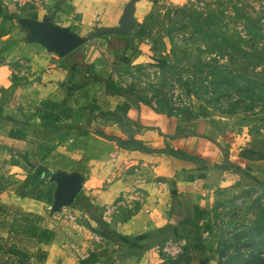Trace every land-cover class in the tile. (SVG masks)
Returning <instances> with one entry per match:
<instances>
[{
  "label": "rangeland",
  "instance_id": "rangeland-1",
  "mask_svg": "<svg viewBox=\"0 0 264 264\" xmlns=\"http://www.w3.org/2000/svg\"><path fill=\"white\" fill-rule=\"evenodd\" d=\"M30 1L3 0L5 12L15 17H2L0 29L7 31L13 22L21 36H26L19 18L32 15L42 2ZM95 21L78 33L87 36L98 27L118 26V22ZM117 37L88 40L75 54L83 57L90 49L102 51L133 103L156 110L164 123H177V131L187 135L178 144L166 135L157 141L149 136L145 141L139 138L143 131L109 110L98 119L87 114L84 135H90L92 128L95 136L114 147L169 158L179 172L177 179L207 162L201 153L212 148L218 156L211 164L227 171L229 180L211 193L202 207L204 214L196 220L203 249L188 238H177L141 255L109 240L77 200L51 215L53 194L48 195L38 202L46 219L42 224L53 231L50 244L55 254L48 264H78L92 250L100 253L105 249L109 254L102 255L98 264H264V0H141L129 33L122 40ZM5 57L1 55L0 61ZM102 152L109 156L110 150L105 147ZM124 157L119 155L120 160ZM115 160H107L104 167L111 173L116 170V179L137 173L136 158L128 160V167ZM153 164L147 162L148 173ZM84 176L79 195L92 190L90 176ZM155 181L159 179L148 176L136 190L120 191L114 202L120 205L115 219L125 220L143 210L147 205L138 194L143 198L147 190L157 194ZM124 196L130 200L127 205L122 204ZM171 197L169 209L150 203L149 207L158 210L156 217L147 220V230L133 229L131 236L161 227L155 224H161L166 213L167 219L173 218L167 224L182 220L171 213V207L187 205L178 190ZM107 207L106 203L100 206L103 217ZM13 222L6 219L2 227H17ZM16 243L30 254L41 250L33 242ZM6 248L4 245L0 264Z\"/></svg>",
  "mask_w": 264,
  "mask_h": 264
},
{
  "label": "crops",
  "instance_id": "crops-1",
  "mask_svg": "<svg viewBox=\"0 0 264 264\" xmlns=\"http://www.w3.org/2000/svg\"><path fill=\"white\" fill-rule=\"evenodd\" d=\"M2 1L0 0V13H4L6 8ZM30 2L32 3V0ZM126 2L127 0H42L38 8H34L32 15L27 17L37 20L51 18L56 24L81 32L87 30L88 25L95 23L97 19L118 22ZM2 17L5 16L0 15V20H3ZM21 34V29L13 22L7 31L0 29V56H6L0 61V177L7 183L5 189L0 192V204L11 207L7 213L0 215V247L10 236L17 242L29 241L37 244L38 249L47 253L48 258L43 264H48L55 254L50 241H37L22 232L16 235L18 232H13L14 227L3 228L1 223L6 219L14 221V207L43 215L39 205L41 199L21 196L18 193L19 185L37 168H43L46 172L56 169L79 171L90 176L88 182L92 190L86 191L87 196L98 206L104 203L108 205L104 211V219L113 230L124 235H131L133 229L147 230V220L152 221L158 212L152 205H166L169 209L173 190L179 191L180 199L187 207L198 205L202 208L211 199L212 192L226 186L229 180L227 171L211 164L215 161L214 157L218 156L212 148L211 151L201 153L207 162L177 179L179 172L173 167V162L170 164L169 158L158 154L145 155L140 151L139 154H132L133 152L125 148L114 147L95 136L92 128L89 129L92 133L85 136L84 117L92 113L98 119L101 112L109 110L121 115L131 125L140 129V132L143 131L144 135L139 134V138L145 141L149 136L157 141V138L162 139L164 135L172 137V143L185 139V136H172L179 133L177 123H164L165 119L156 110L133 103L127 92L110 94L106 87L98 82L86 86V97L76 91L67 99L63 85L70 74L69 56L60 57L38 43L27 42ZM82 54L86 62L94 65L96 73L110 77L113 82L122 86L116 81L113 64L108 63L102 51L90 49ZM107 73L110 75L107 76ZM65 99L68 118L62 116L59 122L48 123L37 115L39 111L46 109L49 102H62ZM91 103L96 106L93 112L90 109ZM190 137L192 136L186 138ZM105 147L110 150L109 156L102 152ZM87 152H90L91 156ZM119 155L127 157L120 160ZM132 157L137 159L138 168H135L136 174H127L128 179H116V170L111 173L104 167L106 161H111L112 158L116 159L117 165L126 164L128 167V160ZM148 161L154 162L150 173L146 169ZM148 176L159 179L155 181L158 182L156 187L153 186L158 190L157 194L147 190L146 193L142 192L143 198L139 193L143 203L147 205L145 210L131 214L132 216L125 220H116V212H120L117 208L120 205L114 202L120 197L119 192L136 190L138 185H144ZM146 188H149V185ZM123 198L120 203L129 204L130 200L125 196ZM150 203L153 204L149 207ZM167 215L169 214L166 213L162 217L161 224L155 225L164 226L172 222L173 218L167 219ZM1 252L0 249V259Z\"/></svg>",
  "mask_w": 264,
  "mask_h": 264
},
{
  "label": "trees",
  "instance_id": "trees-1",
  "mask_svg": "<svg viewBox=\"0 0 264 264\" xmlns=\"http://www.w3.org/2000/svg\"><path fill=\"white\" fill-rule=\"evenodd\" d=\"M0 15L6 18H13L12 15L6 12L0 13ZM20 19V18H19ZM51 19V18H50ZM118 40H122L124 37L118 36ZM78 50V49H77ZM70 53L68 56L72 59L69 62L70 74L63 87L67 92V99L69 96L79 91L81 95L86 97L85 88L87 85L93 82H98L106 87L107 92L110 94H124L126 89L113 82L110 77L106 78L94 70L92 63L86 62L83 57H78L75 53ZM67 99L62 102H49L44 111H39L38 116L45 122L55 123L61 120L64 116L68 118L67 114ZM91 112L96 109V106L91 103ZM92 114V113H91ZM187 134L175 133L174 137H183ZM50 171L46 172L43 168H37L31 172L25 180L19 185L18 193L21 196L34 198L37 200L42 199L44 196L53 194L54 188L50 189V182L48 180ZM7 183L2 177H0V192L5 189ZM77 203L82 206L91 220H93L103 231L104 235L115 244L119 246H128L136 255H141L148 249L163 241L177 238H188L197 244L199 249H203V245L200 240V235L195 229L196 220L203 214L204 210L198 205L184 207L183 209L173 205L171 213L176 216H180L183 219L176 225L167 224L148 232L139 233L137 235H124L113 230L104 219L103 214L99 213L100 206L96 205L86 194L78 195L76 198ZM11 207L0 204V215L7 213ZM14 222L17 227L13 229V232H22V234L35 238L37 241L49 242L52 239L53 231L44 226L42 222L45 220L43 215L33 212L24 211L21 208L14 207L13 209ZM4 245L7 246L6 258L3 259L1 264H34V262L44 261L47 253L43 250H38L37 253L31 255L27 251L18 247L16 241H13L10 236L4 241L3 246L0 249L3 251ZM104 254H109V250L105 249L100 253L93 251L89 255L80 260V264H97L100 258ZM32 258L34 259L32 261Z\"/></svg>",
  "mask_w": 264,
  "mask_h": 264
},
{
  "label": "water",
  "instance_id": "water-1",
  "mask_svg": "<svg viewBox=\"0 0 264 264\" xmlns=\"http://www.w3.org/2000/svg\"><path fill=\"white\" fill-rule=\"evenodd\" d=\"M139 1L141 0H129L126 3L117 27H98L87 36L76 32L69 26L56 24L50 18L37 20L22 17L19 23L26 31L25 40L27 42L38 43L47 51L65 57L93 38L108 35L126 36L135 20ZM48 180L54 184L53 202L50 208V214L53 215L73 204L82 191L86 177L79 171L68 172L56 169L50 171Z\"/></svg>",
  "mask_w": 264,
  "mask_h": 264
}]
</instances>
